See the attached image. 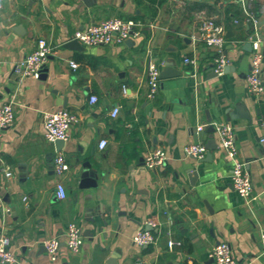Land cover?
I'll return each mask as SVG.
<instances>
[{
    "label": "crops",
    "instance_id": "1",
    "mask_svg": "<svg viewBox=\"0 0 264 264\" xmlns=\"http://www.w3.org/2000/svg\"><path fill=\"white\" fill-rule=\"evenodd\" d=\"M1 1L0 102L14 99L16 115L0 137V233L11 237L17 264H108L116 250V264H218L210 251L219 241L229 242L243 264H264V91L248 89L253 25L243 9L246 2L260 19L264 82V0ZM208 16L224 25L233 66L218 75L215 50L200 38L201 21ZM111 17L140 21V34L122 43L84 45L83 50L65 46L78 30ZM40 38L57 50L40 77L21 81L15 65L36 49ZM150 61L161 74L169 68L181 71L160 76L154 96L149 95ZM115 106L120 110L112 116ZM62 107L77 112L80 120L58 151L46 138L43 116ZM228 113L236 117L228 119ZM215 121L234 128L239 157L258 195L253 202L234 190L232 163L217 132L208 131L209 125L197 131L199 124ZM211 138L218 149L207 148L203 159L212 152V160L185 154L187 144L206 145ZM156 147L168 159L150 169L144 155ZM57 152L70 163L62 177L65 198L56 189ZM85 162L98 173L91 179L95 186L83 185ZM190 167L198 171L195 185ZM71 222L85 235L79 252L66 245ZM148 225L157 242L140 246L133 235ZM168 232L182 245L170 249ZM53 236L63 242L55 260L44 245Z\"/></svg>",
    "mask_w": 264,
    "mask_h": 264
},
{
    "label": "built area",
    "instance_id": "2",
    "mask_svg": "<svg viewBox=\"0 0 264 264\" xmlns=\"http://www.w3.org/2000/svg\"><path fill=\"white\" fill-rule=\"evenodd\" d=\"M1 6L2 1L0 0V7ZM243 9L246 14V19L253 25V31L250 35L253 52L251 68L247 74L248 89L252 94H261L264 91V82L261 76L263 51L261 49L259 37L260 19L257 13L251 10L246 2L243 3ZM236 21L238 22L239 20ZM140 25L141 22L134 19L111 17L93 22L87 28L78 30L74 38L86 46L105 45L114 42L122 43L132 35L140 34L138 28ZM199 29L200 38L204 40L207 46L215 50L214 64L216 72L222 73L225 66L231 63L225 50L226 29L224 25L219 23L214 17L208 16L202 19ZM56 50L57 48L52 46L45 38H40L37 42L36 49L27 54L15 65V73L19 80L22 81L29 76L40 77L49 55L56 52ZM185 62L195 65L196 60L186 57ZM70 64L73 68L79 66V63L74 59L70 60ZM160 73V66L154 61H150L148 67V83L151 89L149 91L150 96H154L159 90ZM96 100L97 97L93 96L92 101L95 102ZM119 110V106H115L112 110V116H116ZM15 115L14 99L0 102V137L6 128L15 123ZM43 117L45 135L51 142H55L57 139L67 140L70 135L71 126L80 120V116L77 112L66 107L58 108L54 111H47L44 113ZM210 124L215 127V131L220 138V146L231 160V181L234 190L247 202L255 201L258 195L255 193L251 175L245 169L244 162L239 157L236 136L232 124L225 121L202 123L198 125L197 131H204ZM260 141L264 147V136L260 138ZM106 144L107 140L104 139L101 141L100 147L103 148ZM184 151L187 156L200 159L205 156L207 146L204 142H193L187 144ZM167 159L168 155L162 147L149 149L144 155L145 164L150 169H157L164 166ZM69 169L70 163L66 156L62 152H57L54 157V171L59 179L56 184V189L60 198H65L67 196L62 177ZM6 175L12 176V171L7 170ZM168 233L170 235L168 239V247L170 249L182 245V240L171 236V232ZM84 236L81 226L75 222L69 223L66 229V245L68 249L72 252H79ZM157 238L158 237L152 230L146 228L137 230L133 235V241L140 246L155 243L157 242ZM260 242L264 252V227L260 231ZM62 244L63 242L58 236L48 237V239L44 241V245L52 260L57 258ZM210 257L218 264H243L235 256L231 244L227 241L215 243L211 248ZM17 263V255L11 248V237L7 233H0V264Z\"/></svg>",
    "mask_w": 264,
    "mask_h": 264
},
{
    "label": "water",
    "instance_id": "3",
    "mask_svg": "<svg viewBox=\"0 0 264 264\" xmlns=\"http://www.w3.org/2000/svg\"><path fill=\"white\" fill-rule=\"evenodd\" d=\"M66 47L68 48H71L72 50L75 49V50H83L85 47L84 45L77 39H72L70 41H68L66 44H65ZM248 46H249V50H252V43L251 42H248ZM166 65L169 67H172L174 65L173 62H166ZM233 66L232 65H226L225 68H224V71H228L230 69H232ZM44 70V68H43ZM43 72V71H42ZM167 73H172L173 75H178L181 73V71L179 70H176V69H172V68H169V69H165V71L162 72V74L160 73V76H167L168 74ZM219 73L215 71V75H218ZM241 116H247L248 118H250L249 115L247 114H239ZM228 119H231V118H234L236 117V114H229L227 115ZM208 131L210 132H214L215 131V127L210 124L209 127H208ZM55 145H56V148L58 151H60L64 145H65V140L63 139H57L55 140ZM207 148L209 149H213V150H216L218 149V144L216 142V139L215 138H211L209 140V142L206 144ZM212 152H208L207 156L203 159L201 158L200 160L201 161H204V160H212ZM91 162H85L84 163V166L87 167L86 169H84L82 171V177L83 178H87L83 181V185H87V184H91V185H96V182L94 180H91V179H97L98 178V173L95 169H93L91 167ZM188 173H189V178H190V182L191 184L195 185L196 181H197V178H198V171L195 170V168L193 167H190L189 170H188ZM147 229L149 230H152V226L151 225H148L147 226ZM87 234L91 235L92 232L91 230H88ZM120 254V250H116V252H114L107 260V263L108 264H116V261H117V258H118V255ZM173 264V263H172ZM174 264H179L178 262L177 263H174Z\"/></svg>",
    "mask_w": 264,
    "mask_h": 264
}]
</instances>
